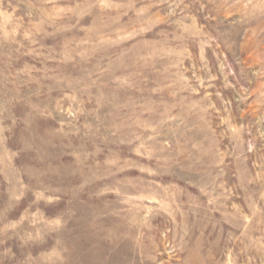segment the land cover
<instances>
[{
	"label": "rangeland",
	"instance_id": "374dc122",
	"mask_svg": "<svg viewBox=\"0 0 264 264\" xmlns=\"http://www.w3.org/2000/svg\"><path fill=\"white\" fill-rule=\"evenodd\" d=\"M0 264H264V0H0Z\"/></svg>",
	"mask_w": 264,
	"mask_h": 264
}]
</instances>
